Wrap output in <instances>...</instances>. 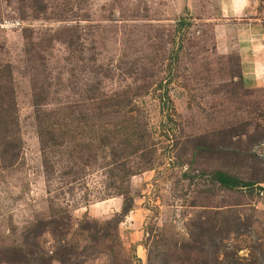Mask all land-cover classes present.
I'll list each match as a JSON object with an SVG mask.
<instances>
[{"label": "rangeland", "instance_id": "obj_1", "mask_svg": "<svg viewBox=\"0 0 264 264\" xmlns=\"http://www.w3.org/2000/svg\"><path fill=\"white\" fill-rule=\"evenodd\" d=\"M263 29L264 0H0V105L16 118L0 126L15 147L0 144V255L49 219L56 235L41 250L85 248L79 226L114 220L120 191L132 199L123 249L82 264L223 261L209 238L264 264ZM235 57L248 89L238 95ZM244 124L242 144H255L241 155L226 134ZM122 142L141 148L125 171L111 155ZM215 170L259 183L227 190Z\"/></svg>", "mask_w": 264, "mask_h": 264}, {"label": "trees", "instance_id": "obj_2", "mask_svg": "<svg viewBox=\"0 0 264 264\" xmlns=\"http://www.w3.org/2000/svg\"><path fill=\"white\" fill-rule=\"evenodd\" d=\"M25 1V0H22ZM264 30V29H263ZM236 61V66L235 69L237 70L235 76H233L232 80V85L236 86L232 88L234 89V93L238 95L239 90H246L247 88L244 87L243 85V76H242V70H241V65L239 61V57H235L234 59ZM248 90V89H247ZM1 92V90H0ZM2 94L0 93V104L2 102ZM12 98L8 97V101H11ZM13 102V101H12ZM6 106L1 108L0 105V126L1 130L4 133H8L12 131V127L15 124L16 118L13 115L14 109L11 111V109L5 108ZM134 127V125H133ZM47 131L46 132V138L48 140L52 141L53 140V130L51 126H47ZM234 131V132H233ZM232 132H227L226 136L227 137H238V140L234 142H230L229 144H232V148L236 150L240 154H244L247 151H250L249 148L252 147L253 144H255L254 139L250 137V139L247 141L245 145H243L242 140L240 136L248 134L247 130L245 128V124L241 125L238 127V129H233ZM128 136L131 137V133L134 134V128L129 129L127 132ZM40 134H43L40 132ZM119 134V133H118ZM249 135V134H248ZM247 135V136H248ZM40 136V135H39ZM249 137V136H248ZM143 137H140L139 135L136 137H131V140L133 142L134 139H136V143H142ZM0 144L5 145V148L2 151L3 153L8 146L10 145L11 148L14 150V146L11 145V140L5 139L0 136ZM139 144H133V150L128 148V146L122 142V145H124L123 149L115 154H111L113 157H115V168L116 169H121L123 168L122 171H125L126 163L124 164V160L127 159L128 157H132L133 155L136 154L135 151L140 150V145ZM107 144H104V142H101V147H104ZM4 155V154H3ZM147 164H150V161L147 162ZM142 172L152 170L149 165L148 166H143L141 169ZM137 172L135 171H128L124 172V175L126 176V179H129V177H132L136 175ZM212 178L214 182H216L219 186H221L224 189L227 190H234L239 187H245V188H251L255 184L259 183L258 178H256L252 182H243L240 180L238 177L235 175L228 173L226 171H221V170H215L211 173ZM258 175V174H257ZM124 176V177H125ZM115 177H118L121 181H123V176L122 174H116ZM117 187V186H115ZM118 196L123 197V202L121 206V211L120 214H117V218L115 217L114 220L111 221H106L104 224H99L96 221H88L85 220L81 225L79 226V229L82 233L87 234V242L89 243L88 246L85 248L79 249V247L73 243H68L65 242L63 246H60L55 250V252H50L46 253L40 248L39 240L43 236V234L47 231H49L53 236L56 235V228H57V221L54 219H49L46 221H39L37 222L33 227L29 228L27 232L23 235V241L21 245L14 247L13 249H7L9 251H12L13 253H4L3 255H0V262L6 263L4 260V257L6 258L7 255H12V259L14 264H50L53 260H57L62 264H82L84 262L85 257H89L90 255H94L97 257V251L100 249V251L103 253V251H106V254L111 255L118 253V249H123L118 231H117V226L121 222V217L124 218L127 216V214L131 211V205H132V199L128 198L124 195V193H121L120 191L117 192ZM66 233H61L60 235L65 237ZM208 242H211L212 245L207 247L209 249H216V251L213 250V253H218L223 255V261L218 262V257L214 256V264H256L254 262L250 261H241L239 257H237L236 252L235 253H230L228 252L229 250H226L225 248H221V246L217 245L216 241H213V238H209ZM104 245L103 248L101 245ZM200 244V242H199ZM87 251H90V254H87ZM101 253V254H102ZM212 253V252H211ZM9 259L8 261H10ZM127 264H131V260L129 259Z\"/></svg>", "mask_w": 264, "mask_h": 264}, {"label": "crops", "instance_id": "obj_3", "mask_svg": "<svg viewBox=\"0 0 264 264\" xmlns=\"http://www.w3.org/2000/svg\"><path fill=\"white\" fill-rule=\"evenodd\" d=\"M117 210H118V209H117ZM117 210H116V211H117Z\"/></svg>", "mask_w": 264, "mask_h": 264}]
</instances>
